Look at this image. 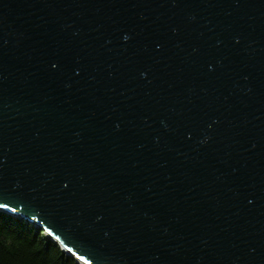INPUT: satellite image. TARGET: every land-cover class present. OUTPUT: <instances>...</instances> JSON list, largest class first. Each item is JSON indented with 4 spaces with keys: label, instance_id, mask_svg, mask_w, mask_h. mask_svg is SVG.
<instances>
[{
    "label": "water",
    "instance_id": "95a60500",
    "mask_svg": "<svg viewBox=\"0 0 264 264\" xmlns=\"http://www.w3.org/2000/svg\"><path fill=\"white\" fill-rule=\"evenodd\" d=\"M0 213L76 264H264V0H0Z\"/></svg>",
    "mask_w": 264,
    "mask_h": 264
},
{
    "label": "trees",
    "instance_id": "16d2710c",
    "mask_svg": "<svg viewBox=\"0 0 264 264\" xmlns=\"http://www.w3.org/2000/svg\"><path fill=\"white\" fill-rule=\"evenodd\" d=\"M0 264H76L42 231L0 213Z\"/></svg>",
    "mask_w": 264,
    "mask_h": 264
},
{
    "label": "bare ground",
    "instance_id": "6f19581e",
    "mask_svg": "<svg viewBox=\"0 0 264 264\" xmlns=\"http://www.w3.org/2000/svg\"><path fill=\"white\" fill-rule=\"evenodd\" d=\"M17 219V218H16ZM34 228V227H33Z\"/></svg>",
    "mask_w": 264,
    "mask_h": 264
}]
</instances>
